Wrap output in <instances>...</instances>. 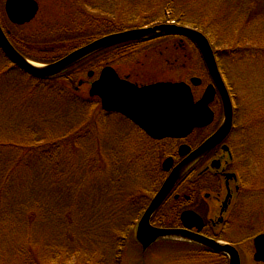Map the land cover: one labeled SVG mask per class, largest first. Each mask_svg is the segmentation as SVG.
Segmentation results:
<instances>
[{"label": "rangeland", "instance_id": "obj_1", "mask_svg": "<svg viewBox=\"0 0 264 264\" xmlns=\"http://www.w3.org/2000/svg\"><path fill=\"white\" fill-rule=\"evenodd\" d=\"M5 1L0 0V18L3 22L4 20L5 22L7 21L4 7ZM37 1L40 4V11L37 13L36 18L29 26H24L21 30L17 29L16 31L26 33L30 36L45 34L47 36L58 37L62 36L63 33L71 36L77 32L88 30L91 26L90 22H94L95 19L106 22L111 21V23L117 25L144 27L154 20L163 19L167 4H171V9L168 11V19L173 21L181 17L185 24L194 23L206 29L205 33L213 43L214 50L218 52L221 70L225 76L226 83H228L231 89L230 94L233 96L234 102L239 108V115L250 117L253 120L252 133L255 132L256 135H261L262 138L260 139L263 140V142L257 143L254 146L255 151L249 160L250 167L245 173V192L242 194L243 198H241L240 202V211L244 218L243 224L248 227V236L246 238L248 241L242 242V244L239 243L241 245L239 248L242 253V260L245 264L256 263L253 257L254 247L251 237L252 234L264 230V0H225L229 4V12L227 14L225 13L224 4L221 0H199V2L196 0ZM176 41L179 42L172 38L167 41L164 40L163 42L159 40L155 42L154 46H156V51H172L176 57L179 56L180 58L181 56L183 57V52L184 55L187 54L183 60L185 64L184 72L188 73L191 71L194 73L196 64L198 68L200 66L199 63L194 62L196 58L195 53L193 50L187 51L185 48L186 45L183 46L184 49L183 47L179 48ZM72 43L60 42L59 44L70 47L73 45ZM161 43H165L166 46L168 44L169 48L164 49L165 45H160ZM191 56L193 60H191ZM115 63H117L114 64L116 67L125 69H130L131 67L127 62ZM180 63L182 64L183 62ZM89 70H92V68L83 70L80 73L82 75H78L77 81L88 79L87 73ZM0 73L3 75L0 78V88L5 91L8 98H6L4 93H0V101H3L4 104L9 106L14 105L17 101L20 102L18 105L20 107L16 109L18 111L16 116H11L12 118H10L9 114H6L8 112L7 108L4 109L3 113L0 112L1 138L8 139L7 135L11 132L14 137L17 136L15 132H18L20 136L23 131L30 129L26 128L23 130L26 123H34V125L36 124V129L34 127L33 130H36L38 133L36 135H39V137L36 136V139L33 141L40 139V134H43L44 131L50 133L49 135L54 140L63 134L69 133L71 130L78 129L81 125L89 121L90 117L87 116L88 104L84 101L88 98L89 87L86 85L81 86L80 89L78 88V93L75 94H69L60 85L54 84L44 87L46 88L44 90L39 88L32 89L35 80L28 75H24L19 69L14 68L12 63L1 53ZM98 75L99 73L96 72L93 79L97 78ZM207 83L208 80L204 81L200 87L201 91ZM41 95L44 96V100L40 99ZM13 102L15 103L13 104ZM93 104L97 106L95 101ZM103 115V112H100L95 119V123L85 127L81 133H78L76 140L78 139L81 149L77 158H72L74 155L71 152L73 151L67 149L61 150V145L58 144L59 142H56L58 140H55L56 146H49L44 143L42 145L45 146L40 150L27 153L30 155V163L26 166L23 164L19 168V175L31 166L32 170L40 169L43 173L49 168H52L51 164L44 163L42 167L36 164V156L43 151L51 152L56 149L58 151L61 150L63 151L61 153L65 155L64 157L72 155V166L77 165L75 160L81 164V158L83 162L85 156L81 151L85 153L87 151V148L83 146L84 143L87 146L95 147V143L98 141L100 151L108 158V171H106V175L104 174L102 176L96 174V172L95 174L91 172L86 175L85 172V174L81 175L86 180H84L85 183L83 186L86 195L88 194L87 197L89 200L94 199L96 195L103 197L101 199L107 201L106 203L103 200L99 201L98 199H94V206L97 205V208L95 206L94 209H90V213H94L92 216L95 223L97 220V227H104L109 231L112 230V232L121 233V229L124 228L123 226L126 223L119 225L120 219L123 217L130 218L132 216L135 218L134 206L136 205H133V201H136L137 197L135 195V200L133 198L128 199L130 202L125 206L120 202L131 192L149 196L158 184H160L161 179V175L158 173L157 180H154L157 172L151 175L153 170L152 165L158 167L160 163L155 161L153 164V161L150 159L153 158L156 160V154L153 150L148 151L149 155L147 159H145V156L134 155L130 152L129 155H125L129 159L128 163L120 161V157L119 164L115 161L113 162L115 157L111 153L115 150L113 144L114 137L117 133L119 137L126 138L127 134L123 135L116 126L114 127L116 121L114 120L113 123V118L109 120L105 119L102 122L101 117ZM15 129H18V131H15ZM79 138L83 139L79 140ZM260 153H263L262 156H260ZM132 158L133 161H131ZM12 164L14 163L8 162L7 165ZM95 165L97 168H103L99 161ZM66 166H70L68 159H66ZM74 171V168L71 169V172ZM32 176H36V173ZM110 177L113 178L112 183L108 181ZM20 181L21 183L15 181L8 186L11 189V195L9 191L4 193V197L7 200H13V206L24 203V201L26 203L28 196L34 199V201H36L37 196L41 198L46 197L47 199L49 197L50 199L48 200L50 201L54 198L57 200V195L60 192L59 189H70V185L61 186L57 180L46 186V183H43L41 179L35 182L27 181L25 185L29 186L24 191V187L22 186L23 180ZM104 186L105 190L103 189ZM99 187L101 189H98ZM113 187L120 188V191L116 190L115 193ZM38 190L43 192H39ZM10 211L12 212L13 209L11 208ZM10 211L7 210V213H11ZM116 227H120V231H117ZM2 238L3 236H0V240ZM134 246V243H130V246L126 248L122 258V264H142L139 263V253L134 250ZM154 250L159 253L154 254V256L151 253L150 257L146 259L147 263L143 264H185L174 263L179 258L180 251H174L173 253L167 251L163 253L160 246L155 247ZM99 264L105 263L99 262Z\"/></svg>", "mask_w": 264, "mask_h": 264}, {"label": "trees", "instance_id": "obj_2", "mask_svg": "<svg viewBox=\"0 0 264 264\" xmlns=\"http://www.w3.org/2000/svg\"><path fill=\"white\" fill-rule=\"evenodd\" d=\"M196 1L199 2V0ZM221 2L224 4V10L227 14L229 12V4L225 0H221ZM170 9L171 4H167L164 10L165 15L163 19L154 20L148 25L169 21L168 11ZM182 20L181 17H178L177 20L173 21L181 25H191L203 32L206 31L205 28L200 27L197 24H185ZM1 23L7 31L8 37L13 45L23 55L39 63H51L68 54L75 48L81 47L97 38L138 27L117 25L111 23V21L106 22L95 19L94 22H90L91 26L86 31H80L71 36L63 33L62 36L55 37L47 36L45 34L30 36L26 33L16 31L17 29L21 30L24 26H17L11 23L7 26L2 20ZM25 26H29V24ZM170 38L178 39L176 36H167L164 40L167 41ZM186 41L188 43V48H186V50L190 51L189 47L193 50L196 55L194 62L199 63L200 66L198 68V65L196 64L194 73L191 71L188 73L184 72V76H182L188 78L192 75H198L205 80L210 79L206 65L198 48L190 39H186ZM60 42H73V45L70 47L67 45L61 46L59 44ZM154 45L155 41H130L96 53L56 76L46 79H36L29 76L35 80L32 89L39 88L44 90L46 89L44 87L54 84L60 85L61 88L65 89V92H68L69 94L78 93V88L80 89V87L78 86L77 77L78 75H82L80 73L83 70L91 68L99 69L106 64H114V62L119 59L118 57H120L121 61L133 62L136 64L138 61L136 56L125 54L130 52L131 54H135V52L143 53L153 51L156 47ZM0 53L8 60L1 48ZM186 55L187 54L184 55L183 52V60ZM191 60H193L192 56ZM12 65L14 68L19 69L17 65L13 63ZM20 71L26 75L24 71ZM1 77H3L2 73H0V78ZM0 93L5 94V91L0 88ZM40 99L44 100V96L41 95ZM84 101L88 104L87 116L90 117L89 121L86 122L87 125L83 124L78 129L71 130L69 133L63 134L57 139L53 140L51 135H49L50 133L44 131L43 134H40V139L33 141L36 139V136L39 137V135H36L38 134L36 130H33L34 127L36 129V124L34 125L33 122V124L26 123L24 125L25 127L23 130L26 128L30 129H26V133L23 131L20 136L18 132H15L17 135L15 137L12 136V132L8 134V139H3L0 135V236H3L2 240H0V264H99V262L105 264H122L124 252L133 235L132 231L135 224V218L132 216L130 218L123 217L120 219L119 225L126 223V225L123 226L124 228L121 229V233H116L115 231L112 232V230L109 231L104 227L98 228L97 220L95 223L92 216L94 213L91 214L90 209H94L95 206L97 208V205L94 206V199L102 201L103 199L101 198L103 197L95 195L94 199L89 200L87 197L88 194L86 195L83 186L85 179L81 176L82 174H85V172L86 175L91 172L93 174L96 172V174H100L101 176L104 174L106 175V171H108L107 168L109 167V164L107 163L108 158L100 151V144L98 141H96L95 147H91L90 145L87 146L84 143L83 146L87 148V151L86 153L81 151V153L85 155L83 162L82 158L81 164L75 160L79 169L76 167L77 165L72 166V155L64 157L65 155L62 154L63 151H61L62 149L71 150L73 151L71 154L73 153L74 155L72 158H77L81 149L78 139L76 140L78 133H81L85 127L95 123V119L100 113L99 107L93 104L94 101L97 103V99L88 97ZM14 103L15 102H13V104ZM19 104L20 102L17 101L14 105L9 106L4 104L3 101H0V112L3 113L4 109L7 108L8 112H6V114H9L10 118H12L16 116L18 112L16 109L17 107H20L18 106ZM15 131H18V129H15ZM260 136L261 135H257L254 139H257ZM82 139L83 138H79V140ZM55 140H58L56 142H59L58 144L61 145L60 151L57 149L51 152L43 151L36 156V164L38 166L42 167L43 164L46 163L51 164L52 168H49L43 173L40 169L32 170L31 166L27 170L22 171L21 175H19V168L22 167L23 164L26 166L30 163V155L27 153H32L34 150H40L45 146L42 145L44 143L49 146H56ZM113 144L115 147V150L111 153L113 157H115L113 162L115 161L119 164L120 157V161L128 163L129 159H127L125 155H129V153L132 152V149H130L132 146L129 145L130 142H128L127 139H122L120 141L114 140ZM148 155L149 154H144L140 156H145V159H147ZM66 159H68V163L70 164L69 167L66 166ZM150 159L154 164L156 160L153 158ZM97 161L102 164L103 168L96 167L95 164ZM131 161H133V158ZM8 162H13L14 164L7 165ZM73 168L75 171L71 172V169ZM30 171L33 174L36 173V176H32L33 174ZM78 171L79 173H77ZM39 175L41 176L39 177ZM19 179L23 180L22 186L24 187V191H26V187L29 186L25 185L27 181L35 182L36 180L40 181L41 179L43 183H46V186L57 180V182H60L61 186L70 185V189H59L60 192L59 195H57V200L54 198L50 201L48 200L50 199L49 197L47 199L46 197L41 198L37 196L36 201H34V199L28 196L26 198V203L24 201V203L13 206V200H7L4 197V193L9 191L11 195L12 192L8 186L15 181L21 183ZM112 179L113 178L110 177L108 181L112 183ZM113 188L115 189V193L116 190L120 191V188ZM98 189H101V187ZM103 189L105 190V186ZM38 191L43 192L41 190ZM135 195L138 199V196L140 197L143 194L140 195V193L135 194L134 192H131L128 196L123 198L120 203L123 204V206L127 205L130 202L128 199L133 198V200H135ZM103 201L107 203L106 200ZM133 205H136V203L133 202ZM11 208L13 209L12 212L10 211ZM7 210L11 213H7ZM153 222L159 225L161 222L164 223L165 221H162L160 217L155 216ZM120 227H116L117 231H120ZM12 261L14 262L8 263Z\"/></svg>", "mask_w": 264, "mask_h": 264}, {"label": "flooded vegetation", "instance_id": "obj_3", "mask_svg": "<svg viewBox=\"0 0 264 264\" xmlns=\"http://www.w3.org/2000/svg\"><path fill=\"white\" fill-rule=\"evenodd\" d=\"M159 40L162 42V39ZM164 49H167V46H164ZM125 55L136 56L138 61L129 72H123L120 68L117 69V72L122 79H127L139 87L171 79L181 80L183 77V70L178 67L181 59L179 56V58L176 57L173 52L160 50ZM170 71L173 72L172 76H169ZM228 89L231 92L229 86ZM193 91L199 94L198 98L204 92V90L201 91L200 86ZM231 98L234 118L230 132L196 162L159 206L155 216L165 222H161L159 225L155 224L153 222L155 216L151 221L157 227L179 229L186 232L187 239L164 241L167 246L172 247L171 249L166 248L168 252H170L169 250H173L171 253L180 251V256L174 263L230 264L229 255L224 250H216L193 240L203 237L218 242L222 246H235L240 253L241 264H245L242 260L239 243L248 241L246 240L248 227L243 224L244 218L240 211V202L243 198L242 194L245 192V173L250 167V142L256 133H252L253 120L247 116H240L239 108L232 95ZM211 108L214 111L215 120L210 125L195 128L184 138L159 139L151 136L132 118L114 111L112 113L116 121L114 127L116 126L123 135L127 134L126 138H121L115 131L114 140L127 139L130 142L129 145L132 146L130 149L134 155L149 154L148 151L153 150L156 154V161H160L161 186L170 173L214 135L222 124L220 119H222L223 102L218 93ZM109 115L111 114H107V116ZM181 146H187L190 151L181 155ZM168 158H171L172 162L164 167V161ZM157 191L158 189L151 196L139 197L135 202L138 205V208L134 206L137 217L142 216L148 209ZM187 212L199 215L202 224L198 226L188 219V223L193 225L188 227L182 220V215ZM260 234H264V230L252 234L253 247L255 237ZM244 236L246 237L244 238ZM252 264H264V262Z\"/></svg>", "mask_w": 264, "mask_h": 264}, {"label": "water", "instance_id": "obj_4", "mask_svg": "<svg viewBox=\"0 0 264 264\" xmlns=\"http://www.w3.org/2000/svg\"><path fill=\"white\" fill-rule=\"evenodd\" d=\"M38 8V3L35 0H7L6 2V13L9 19L20 25L30 22L37 14ZM163 35L185 36L192 39L198 46L214 82L206 88L198 102L194 100L191 86L184 81H165L139 87L126 79H121L111 66H106L101 71L99 78L91 84L89 90L91 96L101 98L102 108L105 111H118L125 114L135 120L154 138H182L187 136L195 127L209 124L213 120V112L209 104L214 100L216 90L219 91L222 97L224 121L221 127L170 173L141 217L137 226L136 238L144 250L158 239H187L186 232L183 230L153 226L151 218L183 174L211 148L220 143L232 127L233 107L231 99L209 39L194 28L161 24L103 36L53 63L40 65L27 59L14 48L0 24V46L4 52L13 63L17 64L26 73L40 78L55 76L83 59L117 44ZM93 75V72L89 73L90 77ZM191 81L196 86L202 82L198 77L192 78ZM189 151L190 149L187 146H181L180 148L181 155H185ZM171 162V158L166 159L164 167L169 163L171 164ZM188 219L198 226L202 224V219L196 213L187 212L182 215V220L188 227H192L193 225L188 223ZM193 240L216 250H224L230 256V264H240V256L234 247L222 246L218 242L203 237H197ZM255 248V259L264 261V234L255 238Z\"/></svg>", "mask_w": 264, "mask_h": 264}]
</instances>
